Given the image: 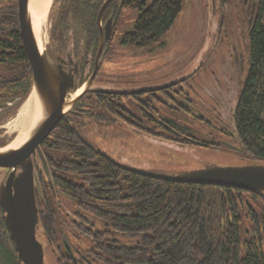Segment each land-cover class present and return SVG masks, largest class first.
<instances>
[{
  "label": "trees",
  "instance_id": "trees-1",
  "mask_svg": "<svg viewBox=\"0 0 264 264\" xmlns=\"http://www.w3.org/2000/svg\"><path fill=\"white\" fill-rule=\"evenodd\" d=\"M0 1H4L0 7V108L18 101L10 110L12 115L30 94L31 70L18 33L16 0ZM104 1L53 0L51 4L49 13L56 9V16L45 50L51 59L52 53L62 58L68 53L73 56L78 72L73 91L92 72L98 42L96 16ZM183 1L122 0L121 8L137 9L140 14L132 32L125 33L121 42L139 50L159 44L178 18ZM238 1L247 37L248 69L225 117L238 140L236 150L241 158L264 163V0ZM213 23L211 32L217 33L219 22L214 19ZM107 49L108 44L100 60ZM107 89L109 96L96 97L99 107L113 120L151 144L189 152L186 148L192 144L177 142V137L164 134L153 124L149 98L126 97L134 105L135 116L122 104L119 93L124 90L115 93ZM166 123L188 136L177 124ZM4 146L0 140V148ZM40 150L50 183L41 173L36 232L43 246L55 253L56 264H264V218L259 220L249 210L251 224L244 246L240 237L243 198L263 202L264 194L163 180L126 170L82 140L68 113ZM0 258L4 264H20L1 204Z\"/></svg>",
  "mask_w": 264,
  "mask_h": 264
},
{
  "label": "rangeland",
  "instance_id": "rangeland-1",
  "mask_svg": "<svg viewBox=\"0 0 264 264\" xmlns=\"http://www.w3.org/2000/svg\"><path fill=\"white\" fill-rule=\"evenodd\" d=\"M139 14V10L131 8H125L120 12L112 41L101 58L94 84L104 85L115 93L124 90L119 93L123 98L122 104L135 116L137 112L133 108L134 105L126 97L134 95L144 97L146 93L152 92L156 97L164 98V93L161 92L163 89L168 90L169 95L173 97L175 95L171 89L177 91L178 101L183 105H187L185 98H188L192 108L197 112L203 110L206 105L212 106L207 90L215 95L218 92L213 82L221 73L228 50L240 44L245 45L247 41L239 1L226 0L222 8L220 0H184L178 18L160 43L152 48L140 50L121 42L125 33L132 32ZM55 16L56 9L52 15L48 13V19L44 21L46 30L44 48L48 43V32ZM214 19L221 22L217 33L211 32ZM1 67L2 65L0 75ZM186 75H191V78L188 79ZM184 77L188 80L185 81ZM127 92H131L132 95ZM24 102L12 115L10 110L18 101H11L0 108V140L4 141L5 146L20 132V112ZM84 102L90 103L92 114L71 117V126L87 144L125 168L135 171L147 168L180 173L200 170L205 165L218 169L246 164L264 166L263 162L244 160L237 150L223 146L220 148L187 146L189 152H184L151 144L122 123L113 120V117L98 107L94 100L85 98ZM153 109L163 119L177 124L182 133L197 139L204 137L206 133L204 127L189 115L194 114L193 112L186 113L183 109L168 107L159 102H154ZM242 202L240 237L244 246L247 239L246 230L251 224L252 215L249 210L261 220L264 218V201L245 197ZM66 243L71 252L69 242ZM43 260L44 264H56V255L44 247ZM0 264H4L1 258Z\"/></svg>",
  "mask_w": 264,
  "mask_h": 264
},
{
  "label": "water",
  "instance_id": "water-1",
  "mask_svg": "<svg viewBox=\"0 0 264 264\" xmlns=\"http://www.w3.org/2000/svg\"><path fill=\"white\" fill-rule=\"evenodd\" d=\"M110 1L112 0H105L99 8L97 14L98 24ZM27 3L28 0H16L18 33L31 70L32 86L30 94L32 92L36 94L41 105L42 116L28 139L19 147L6 150V146H4V150H0V169L10 170L4 177L2 175L0 178V204L20 264H44V246L36 232L39 225L36 193L41 194L38 182L34 177L32 155L36 154L38 156V163L50 183V175L40 146L70 111L73 104L87 93L88 87L100 66L99 57L103 42L108 40L110 35L108 29H105L103 38L101 28H99V46L94 59L93 71L87 82L82 86V92L71 100V95L75 93L73 83L75 76L78 74L77 65L72 61L70 53L65 58L52 53L54 59H51L45 48L40 52L32 32ZM66 60L71 67L70 69L64 68L63 64ZM69 61H72L73 65ZM156 89L160 90L162 88ZM121 167L163 180L213 185L264 194V166L262 165L246 164L225 169L205 165L200 170L180 173L147 168L135 171ZM64 243L70 252L66 239H64Z\"/></svg>",
  "mask_w": 264,
  "mask_h": 264
},
{
  "label": "flooded vegetation",
  "instance_id": "flooded-vegetation-1",
  "mask_svg": "<svg viewBox=\"0 0 264 264\" xmlns=\"http://www.w3.org/2000/svg\"><path fill=\"white\" fill-rule=\"evenodd\" d=\"M121 1L122 0L110 1V3L105 8V10L109 8L108 13L104 15L105 10L103 11L99 24L97 22V16H96V27H97V35H98L97 50L99 46V33H100L99 28H101L103 38H104L105 29H108L109 35H110L108 40H104L102 51L105 45L108 44L109 46L112 41V36L115 30L116 21L118 19L120 12L123 10V8L120 7ZM220 1H221L222 8H223L224 0H220ZM1 3L3 5L4 1H1ZM220 27L221 25L218 28L219 30H220ZM102 51H101V54H102ZM71 58H72V61L75 63L76 61L73 58V56H71ZM94 59H95V56H94ZM72 61H69V62L73 65ZM100 61L101 60L99 57V62ZM63 65H64V68L66 69L71 68L67 60ZM93 68H94V61H93ZM247 69H248V59H247L246 44L245 45L240 44L236 48L231 47L230 50H228L226 54L225 62L223 63L220 75L215 77V80L213 82L215 87L218 89V92L215 95L212 91L207 90V93L209 94L210 99L212 101V106L206 105L203 110H200V112H197L192 108L191 102L189 101L188 98L187 99L185 98L187 105H183L182 102H179L178 92L174 91L173 88L171 90L174 92V95H175L174 97L172 95H169L168 90L166 91L165 89L161 90V92L164 93V98L156 97L154 93L152 92L146 93L144 97L139 96V95L138 97L146 98V99L149 98L148 100L149 102H151L149 105V108L151 107L152 113H154V115H150V118L152 119L153 124L159 126L164 132V134L177 137V142L183 143V144H192L193 146H205V147H214V148H220L223 146L231 150H236V144H238V140L234 137L233 133L229 131L228 124L226 123L227 119L225 116H227V114H230L229 110L231 108V104L234 102L235 97L239 93V90L242 88V84L245 80ZM186 76H188V79L191 78V75H186ZM94 79L92 80V83L89 85L87 93H85L82 97H80L71 107L70 111L68 112L69 119L71 117H84V116H88L92 114L90 110V106H89L90 103H85L84 102L85 98L94 100L95 104L99 107L100 105L98 103V99L96 96L97 95L102 96V97L109 96L110 93L107 91L108 90L107 87H105L104 85L102 86L95 85ZM188 79L184 77L185 81ZM87 80L80 87H82L87 82ZM217 98H220V99H217ZM225 98L227 99L225 100ZM168 100L171 102H169ZM154 102H159L160 104H165L168 107H172L175 109H183L184 111L193 112L194 114H191L190 116L196 121H198V123L202 127H204V129L206 130L204 137L201 139L199 138L197 139L191 136L188 137L189 135L183 136L180 133L176 132L174 129L167 126L166 122L168 121L160 117L158 115V112L153 109ZM32 162H33L34 177L37 180L39 188H40V183H41L40 175L41 173H43V171L40 172L38 169V167H40V164L38 163L39 158L36 154L32 155ZM9 171L10 170L0 169L1 175H3V177ZM36 206L39 207L40 209L41 203L37 201Z\"/></svg>",
  "mask_w": 264,
  "mask_h": 264
},
{
  "label": "bare ground",
  "instance_id": "bare-ground-1",
  "mask_svg": "<svg viewBox=\"0 0 264 264\" xmlns=\"http://www.w3.org/2000/svg\"><path fill=\"white\" fill-rule=\"evenodd\" d=\"M53 0H28L27 9L30 14L32 32L36 40L38 49L43 51V42L46 35L44 29V21L47 20L50 6ZM82 91L79 88L71 95V100L78 96ZM42 116L40 102L34 92H32L22 106L20 112V132L19 134L6 146V150L15 149L25 142L30 136L32 130L37 125ZM19 125V124H18ZM19 128V126H18ZM21 133V134H20ZM3 150V149H2Z\"/></svg>",
  "mask_w": 264,
  "mask_h": 264
}]
</instances>
